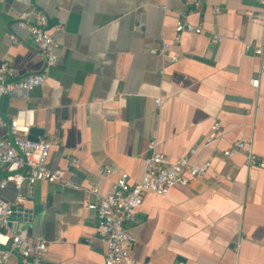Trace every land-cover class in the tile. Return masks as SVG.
Masks as SVG:
<instances>
[{"label":"crops","instance_id":"1","mask_svg":"<svg viewBox=\"0 0 264 264\" xmlns=\"http://www.w3.org/2000/svg\"><path fill=\"white\" fill-rule=\"evenodd\" d=\"M261 9V0H0V62L21 74L43 71L45 58L19 21L42 10L64 26L46 81L0 97V114L27 108L36 133L54 140L49 167H68L69 178L105 195L124 172L131 183L141 179L151 140L172 160L195 148L196 163L211 161L209 173L187 185L146 192L127 224L137 264H264V53L245 48L263 38V24L246 11ZM179 19L204 29L175 44ZM165 42L178 60L160 54ZM214 124L218 137L207 144ZM7 134L0 126V137ZM238 140L252 143L257 163L243 151L224 155ZM23 192L12 228L45 239L48 264H105L86 190L38 181ZM16 194L11 183L0 188L6 200Z\"/></svg>","mask_w":264,"mask_h":264},{"label":"built area","instance_id":"2","mask_svg":"<svg viewBox=\"0 0 264 264\" xmlns=\"http://www.w3.org/2000/svg\"><path fill=\"white\" fill-rule=\"evenodd\" d=\"M187 6L198 4V0H184ZM263 9L248 10L246 15L249 20L263 24V38L259 43H246V50L253 49L254 53H264V0H261ZM168 10V6H163ZM216 12L220 7L216 6ZM19 25L29 32L34 43L45 58V68L40 72L21 74L12 63L3 59L0 62V97L10 95L14 90L21 89L30 91L43 84L48 76V70L59 59L56 52L58 42L56 33L63 30L62 23L52 24L42 10L35 12V19L30 21L23 19ZM176 35L173 40L178 44L184 32L199 34L203 26L194 24L188 20L179 19L175 25ZM212 37L222 41L224 36L218 32H212ZM14 41L16 37L10 34ZM171 43L165 42L159 52L168 57L171 62L178 60V53H169ZM264 74V69H263ZM252 85L259 86L260 79L253 78ZM159 98L156 104H159ZM29 109H21L10 117L0 114V126L8 130V134L0 137V188H5L9 183L13 184L17 194L14 201L0 197V264H48L46 257L49 250L45 239L36 236H23L12 228L13 215L26 201L23 192L25 185L30 188L38 181L49 183H61L86 190L90 199L88 209L94 212L98 223V231L106 242L105 264H137L132 249L136 238L127 226L135 220L139 206L143 202L146 192L152 191L161 195L167 194L175 185H187L191 180L205 176L212 167L210 160L196 163L192 154L196 149L192 148L189 153L175 160L157 149V142L151 140L148 144L150 153L144 158V170L138 182H129V174L124 172L114 182L111 191L103 195L97 184L91 183L85 187L66 175V168H51L47 165V159L54 140L32 132L34 124L29 118ZM219 126L214 124L207 138L210 144L218 137ZM243 151L246 154L248 164H255L259 157L252 148L249 140H238L232 146L224 150L226 157ZM77 158L72 157L70 164L77 166ZM100 171L104 175L112 173V169L103 166ZM17 255V262L11 260L12 255ZM177 264H183L178 262Z\"/></svg>","mask_w":264,"mask_h":264},{"label":"water","instance_id":"3","mask_svg":"<svg viewBox=\"0 0 264 264\" xmlns=\"http://www.w3.org/2000/svg\"><path fill=\"white\" fill-rule=\"evenodd\" d=\"M195 57H197L198 59H203V58H200V57H198V56H195ZM38 131V129H36V128H33L32 129V132H34V133H36Z\"/></svg>","mask_w":264,"mask_h":264}]
</instances>
